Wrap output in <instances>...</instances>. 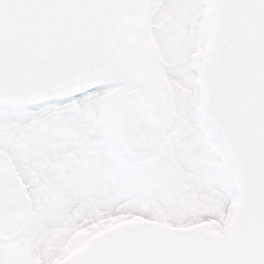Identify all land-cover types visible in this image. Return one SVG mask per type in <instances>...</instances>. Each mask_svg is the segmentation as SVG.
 <instances>
[{"label":"snow or ice","instance_id":"6c2138e0","mask_svg":"<svg viewBox=\"0 0 264 264\" xmlns=\"http://www.w3.org/2000/svg\"><path fill=\"white\" fill-rule=\"evenodd\" d=\"M0 264H264V0H0Z\"/></svg>","mask_w":264,"mask_h":264}]
</instances>
